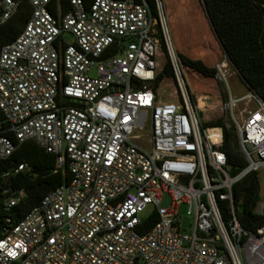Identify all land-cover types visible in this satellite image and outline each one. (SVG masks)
<instances>
[{
    "label": "built area",
    "instance_id": "built-area-1",
    "mask_svg": "<svg viewBox=\"0 0 264 264\" xmlns=\"http://www.w3.org/2000/svg\"><path fill=\"white\" fill-rule=\"evenodd\" d=\"M67 2L28 0L27 22L0 49V159L31 140L69 175L3 228L0 264H264V224L243 227L232 204L233 185L264 170V101L248 89L233 95L223 63L211 77L226 86L221 113L204 117L160 0L155 13L147 0ZM21 3L0 0V25ZM166 59L172 77L156 83ZM167 78L174 88L163 97ZM217 118L234 129L244 160L236 172L222 126L206 125ZM3 193L4 209L25 197ZM183 203L189 229L178 219ZM253 211L264 215V196Z\"/></svg>",
    "mask_w": 264,
    "mask_h": 264
},
{
    "label": "trees",
    "instance_id": "trees-1",
    "mask_svg": "<svg viewBox=\"0 0 264 264\" xmlns=\"http://www.w3.org/2000/svg\"><path fill=\"white\" fill-rule=\"evenodd\" d=\"M62 10L68 8L67 0H58ZM88 4L91 0H83ZM52 5L56 0H51ZM152 13H155V0H147ZM28 0H22L17 11L0 25V49L11 42L22 30L30 13ZM204 11L220 47L230 65L236 70L248 90L255 92L264 101V0H204ZM164 48V46L162 45ZM181 65L204 77H213L215 68L208 67L201 60L177 54ZM163 76L172 77V69L166 59L163 73L158 74L156 83ZM220 110L214 116L220 115ZM206 125L222 126V150L227 156L231 171H238L244 164L243 157L235 143L232 126L226 127L222 118L210 120ZM20 163L29 168L13 172ZM66 165L56 167L55 156L45 152L33 141L21 143L6 159H0V236L3 228L19 222L26 212L39 203L43 195L69 179ZM9 172L8 176H3ZM258 172L249 173L232 187V204L240 224L254 229L264 224V215L255 214L253 209L259 200ZM22 189L25 197L16 205L3 208L7 196L4 189ZM226 215L229 202H223Z\"/></svg>",
    "mask_w": 264,
    "mask_h": 264
},
{
    "label": "rangeland",
    "instance_id": "rangeland-1",
    "mask_svg": "<svg viewBox=\"0 0 264 264\" xmlns=\"http://www.w3.org/2000/svg\"><path fill=\"white\" fill-rule=\"evenodd\" d=\"M160 2L168 22L175 53H180L193 60H201L208 67L215 68V72L217 67L224 63L231 93L238 96L245 93L247 88L236 70L227 61L206 17L202 0H160ZM62 39L69 43L72 41V36L65 33ZM157 59L159 63L164 61L161 55ZM181 67L189 96L192 97L194 103L196 98L205 97L207 105L202 114L204 117H215L214 112L219 110L220 101L223 102L226 97L225 83L216 78L204 77L186 66L181 65ZM94 73V68L91 67L88 74L94 75ZM173 88V80L167 78L161 85V89L164 90L163 97H166L168 92H172ZM201 102L203 105L202 100ZM257 175L261 197L264 196V170L259 171ZM161 203L165 206L168 204L167 196L162 197ZM151 209L152 207L148 205L140 216H147ZM187 209L184 203L178 207V219L184 229H189L192 221V214L188 213Z\"/></svg>",
    "mask_w": 264,
    "mask_h": 264
},
{
    "label": "bare ground",
    "instance_id": "bare-ground-1",
    "mask_svg": "<svg viewBox=\"0 0 264 264\" xmlns=\"http://www.w3.org/2000/svg\"><path fill=\"white\" fill-rule=\"evenodd\" d=\"M199 105H200V106L202 105V102H201V100L199 101Z\"/></svg>",
    "mask_w": 264,
    "mask_h": 264
},
{
    "label": "water",
    "instance_id": "water-1",
    "mask_svg": "<svg viewBox=\"0 0 264 264\" xmlns=\"http://www.w3.org/2000/svg\"><path fill=\"white\" fill-rule=\"evenodd\" d=\"M202 2H203V5H204V0H202Z\"/></svg>",
    "mask_w": 264,
    "mask_h": 264
}]
</instances>
